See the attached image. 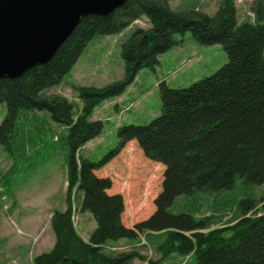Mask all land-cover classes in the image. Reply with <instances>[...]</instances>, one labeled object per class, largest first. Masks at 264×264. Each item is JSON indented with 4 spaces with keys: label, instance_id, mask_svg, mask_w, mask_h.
<instances>
[{
    "label": "trees",
    "instance_id": "1",
    "mask_svg": "<svg viewBox=\"0 0 264 264\" xmlns=\"http://www.w3.org/2000/svg\"><path fill=\"white\" fill-rule=\"evenodd\" d=\"M169 1L127 0L107 16L82 18L49 62L20 78L0 81V105L5 104L0 146L9 148L20 111L47 112L67 132L66 210L53 213V248L34 264H131L144 257L135 252L110 256L100 249L107 243L134 241L143 232L165 233L158 247L163 258L194 255L196 264H264V197L258 207L242 201L235 225L206 234L201 230L211 226V218L168 213L176 198L230 189L236 177L264 187V0H253V19L243 22L237 20L234 0H220L213 16L176 13ZM141 18L150 28H136L122 43L121 81L102 88L76 87L79 108L45 93L62 83L95 37L119 35ZM186 33L200 45H219L227 63L185 89L160 82L159 116L144 126L118 128L116 148L101 161L83 159L82 148L103 130L100 121L92 120L95 108L123 95L141 70L154 72L159 57L181 43L176 36ZM130 142H136L145 159L164 168L154 213L132 229L121 223V197L107 194L111 180L95 175ZM73 189L81 194L79 211L90 214L96 224L87 242L71 220ZM226 232L229 237H224Z\"/></svg>",
    "mask_w": 264,
    "mask_h": 264
},
{
    "label": "rangeland",
    "instance_id": "2",
    "mask_svg": "<svg viewBox=\"0 0 264 264\" xmlns=\"http://www.w3.org/2000/svg\"><path fill=\"white\" fill-rule=\"evenodd\" d=\"M219 3L220 0H171L169 7L176 13L201 12L213 16ZM252 3L253 0H234L238 22L252 21ZM137 27L145 30L150 24L142 18L119 35L95 37L62 83L45 93L61 96L79 108L76 87L102 88L121 81L120 47ZM176 39L181 43L159 57L154 72L141 70L123 95L95 108L92 119L100 121L103 130L98 138L82 148L80 156L83 159L94 163L101 161L116 148L118 128L144 126L158 117L160 82L170 89H185L210 77L228 61L219 45H200L189 33L177 35ZM4 117L5 104H1L0 122ZM66 136V130L53 122L47 112L20 111L9 148L0 146V264H34L36 257L51 251L55 242L51 217L55 211L66 209L69 163ZM163 171L161 165L145 159L136 142L127 144L117 157L95 171L96 176L111 180L107 194L121 197L124 227L132 229L154 213V200L161 191ZM263 197V186L246 184L236 177L230 189L176 198L168 213L187 214L196 219L211 218V226L201 230L206 234L232 227L241 218L242 201H250L258 207ZM80 200V192L72 190L74 228L87 242L96 224L90 214L79 212ZM257 214L263 213L258 211ZM223 235L229 237L230 232ZM164 237L162 232H143L134 241L107 243L100 250L110 256L135 252L144 257L131 264H196L194 255L161 257L158 247Z\"/></svg>",
    "mask_w": 264,
    "mask_h": 264
},
{
    "label": "water",
    "instance_id": "3",
    "mask_svg": "<svg viewBox=\"0 0 264 264\" xmlns=\"http://www.w3.org/2000/svg\"><path fill=\"white\" fill-rule=\"evenodd\" d=\"M127 0H0V81L50 61L82 18L107 16Z\"/></svg>",
    "mask_w": 264,
    "mask_h": 264
},
{
    "label": "crops",
    "instance_id": "4",
    "mask_svg": "<svg viewBox=\"0 0 264 264\" xmlns=\"http://www.w3.org/2000/svg\"><path fill=\"white\" fill-rule=\"evenodd\" d=\"M40 237H43V235H41ZM42 239V238H41ZM2 264H4V263H2Z\"/></svg>",
    "mask_w": 264,
    "mask_h": 264
}]
</instances>
